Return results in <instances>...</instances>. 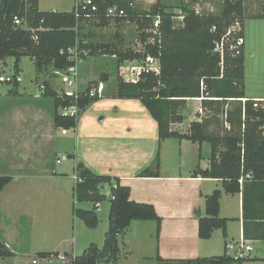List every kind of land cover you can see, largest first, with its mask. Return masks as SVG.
<instances>
[{"label": "crops", "instance_id": "1", "mask_svg": "<svg viewBox=\"0 0 264 264\" xmlns=\"http://www.w3.org/2000/svg\"><path fill=\"white\" fill-rule=\"evenodd\" d=\"M133 1L137 11H149L158 3L168 5V0ZM244 7L246 10L264 9V0H244ZM259 16L264 14L245 13L244 38L246 22L255 21L258 26L264 21V17ZM250 28L252 30L251 25ZM108 57L115 59L116 70L121 73L123 63L119 65L115 56H88L79 65L73 86L68 83L65 69L50 67L45 73L36 72L35 80L43 77L42 83L36 85L40 89L41 85H49L59 95L84 91L91 81L98 82L100 99L86 107L77 126L65 133L64 128L54 122L55 100L45 97L43 89L40 93L36 88L25 91L33 94L30 97L19 96L22 95L19 89L22 78L18 86L12 84L6 90L0 87V175L12 176L0 193V240L11 255L0 257V264H54L55 261L65 264L57 255L48 254L64 253L73 258L92 242L103 244L109 227L110 202L106 200L97 205L100 222L96 228H88L73 213L74 204L84 209L94 206L92 202L75 200L79 160L96 174L113 178L101 187L107 197L116 184L115 178H119L121 184L130 187L131 199L153 204L162 218L159 236L157 221L133 220L120 237L118 260L99 264H169L166 261L179 262L225 252L235 257L237 249L226 246L231 241L251 246L250 250L242 249L246 258L243 264H264V181L248 178L243 183L241 180V191L231 194L224 191L220 179L194 175L198 165L203 169L210 166L209 142L206 146V142L200 144L188 139L161 140L157 120L139 99L113 96L117 82L110 86V73L107 80H102L100 75L91 80L82 78L88 72L85 64L89 59L101 58L100 64L105 66L109 63ZM246 98L263 100L264 95L246 93ZM190 101L201 107V98H191L188 103ZM196 113V118L191 117L187 122L183 112L184 121L172 127L187 132L190 123L201 120L204 114ZM175 140L178 141L173 145ZM64 155L67 159H63ZM157 158L159 176H140L144 170L154 168ZM217 188L223 191L220 215L229 218L226 233L215 229L210 238L202 239L199 219L206 215V196Z\"/></svg>", "mask_w": 264, "mask_h": 264}, {"label": "trees", "instance_id": "2", "mask_svg": "<svg viewBox=\"0 0 264 264\" xmlns=\"http://www.w3.org/2000/svg\"><path fill=\"white\" fill-rule=\"evenodd\" d=\"M92 1L97 6L95 12L76 5L71 11H43L39 8V0H0V85L11 83L18 86L20 62L25 56L34 60L38 75L45 73L50 67L67 69L73 64L69 59L68 49L76 45L89 50V56H115L119 65L126 60L143 59L151 54L160 59V73L142 72L136 82L127 81L122 75H118L117 90L113 96L139 99L157 120L161 140L179 138L200 144L209 142L210 166L203 169L198 165L194 169V175L220 179L224 191L231 194L241 191V180L243 183L248 178L255 182L264 181V106L256 99L246 98L244 46L240 54H235L228 44L224 60L214 50L216 42L222 39L231 25L236 21L243 25L244 0H225L220 13H198L185 7L182 26L174 24L173 16L176 14L172 10L159 3L149 12L137 11L132 7L133 0ZM112 6L124 8L128 17L108 16L107 10ZM89 13H92L91 16L86 15ZM158 15L161 16V37H156L154 43H147L151 34L146 29ZM16 16H27L34 31L15 26ZM92 18L99 20V26L109 25L111 19L118 23L128 19L136 22L144 49L138 51L116 43H86L81 31L84 23ZM240 34L244 35L243 31ZM236 36L235 33L230 35V43ZM8 57L15 59L12 75L5 74ZM107 75L102 74L101 79L107 80ZM97 86L98 82L91 81L78 98L73 94L59 95L49 85L46 86L43 95L55 100V125L66 130L75 128L81 112L100 99L98 92L94 96L90 95L91 89ZM190 98H201L204 114L201 120H193L187 132L182 133L173 128L172 124L184 121L183 109ZM242 98H246L245 102ZM74 104L79 108L75 114L64 115L59 112L60 107ZM224 123H228L229 128ZM222 129L226 132L220 134L219 130ZM159 169L160 162L157 158L154 168L144 170L140 176H159ZM76 174V202H92L94 206L84 209L74 204V215L83 220L88 228H96L100 222L97 205L108 200L110 211L109 227L103 244L90 243L80 255L72 258L71 264L117 261L121 255L120 237L133 220L157 221L159 236L162 218L155 206L131 199L130 187L121 184L119 178H115L116 184L111 187L110 197H107L101 187L113 180L111 176L96 174L80 160L77 162ZM11 180V175H0V193ZM222 193L217 188L206 196V215L199 219V236L202 239L210 238L215 229H222L226 233L229 218L220 215ZM53 254L58 255H48ZM9 255L11 251L0 240V257ZM158 260L162 261L160 257ZM245 260V257H234L225 252L166 263L243 264Z\"/></svg>", "mask_w": 264, "mask_h": 264}, {"label": "rangeland", "instance_id": "3", "mask_svg": "<svg viewBox=\"0 0 264 264\" xmlns=\"http://www.w3.org/2000/svg\"><path fill=\"white\" fill-rule=\"evenodd\" d=\"M167 1V0H166ZM225 0H179L175 3L178 5L176 7L171 5L175 4L174 0H168V5H166L167 9L172 10L176 15L183 14L185 7L192 8L200 13L203 12H214V13H220L223 6H224ZM40 9L44 11H50V10H58V11H71L73 6L75 5V0H39ZM156 6V5H155ZM180 8V10L178 9ZM154 9L152 7L149 9V12H151ZM262 12V13H261ZM245 13L247 15L251 14H264V9L260 10H246ZM250 22V23H249ZM99 20L97 19H90L84 23V27L82 28V34L84 35V40L88 44H96V43H116L123 47H132L135 50L141 51L144 49V44L141 42V36H140V30L138 29V25L136 22L131 20H124L121 22H116L115 19L110 20V24L107 26H99ZM176 26H182L181 22L177 19L176 22H174ZM250 25L252 27V30L250 28ZM252 51V54L250 55L248 51ZM255 52V55L253 53ZM245 56L247 57V71L245 75V91L248 95H252L254 93L256 94H262L264 95V21L258 25L255 26V21L248 20L245 24ZM100 60V61H99ZM106 60H108L109 63L107 65L102 66L100 64V59H89V61L85 64L87 67L88 72L86 73V76L82 75V78L85 80H91L94 79L96 75H101L103 73H110V86L116 85L117 75H121L120 71L116 70V64L115 59H111L108 57ZM13 57L7 58V67H5V74L6 75H12L13 74ZM25 68L22 70L20 76L22 78L21 84L19 89L22 92V95H19L21 97L33 95L31 93H25V91H33L35 88L37 90V93H40L41 89L36 85V83H42L43 77H39L40 79L35 80V65L33 64V61L30 57L25 56L23 59V63L21 67ZM85 67V68H86ZM116 73V74H115ZM99 77V78H100ZM57 80H51V82L55 83ZM1 88L6 90V87H12L13 85L11 83H2ZM73 86V85H71ZM72 88V87H70ZM70 88H67L68 90ZM191 99V98H190ZM189 99V100H190ZM187 104L186 107L183 109V112L187 115V122L192 117L196 118V112H198L199 106H197V102L190 101ZM62 111V109H61ZM223 117H220L222 119ZM223 120V119H222ZM227 126L226 128H229L228 123H224V126ZM180 128V127H179ZM178 128V129H179ZM180 130H183L180 128ZM221 132L225 133L226 130L222 129V131L219 130V133ZM178 140L173 141L177 142ZM206 146L208 145V142L205 143ZM108 192V190H104ZM54 264H57L56 261Z\"/></svg>", "mask_w": 264, "mask_h": 264}, {"label": "built area", "instance_id": "4", "mask_svg": "<svg viewBox=\"0 0 264 264\" xmlns=\"http://www.w3.org/2000/svg\"><path fill=\"white\" fill-rule=\"evenodd\" d=\"M75 5L77 7L82 6L83 9L89 8L90 12H95L97 11V6L93 3L92 0H75ZM132 7H134V4H132ZM198 12V11H197ZM200 13V12H198ZM92 13L86 14L87 16H91ZM107 15L110 17H117V16H122V17H128L127 11L124 8H120L118 6H112L109 7L107 10ZM149 16V15H147ZM143 17V16H142ZM184 17L185 14H179L173 16V20L176 22L177 19L179 22H181L183 25L184 23ZM14 24L15 26L19 28H23L25 30H33L27 16H16L14 18ZM160 25H161V16H155L151 25L146 29V32L150 33L151 35L149 36V39L147 43H154L156 37H161V30H160ZM215 29V27L213 28ZM243 31V25L240 21H236L233 25H231L226 34L222 37L221 40L217 41L215 44L214 50L218 52L221 55L222 60H224V54H225V47L229 44V48L235 51V54H240L241 48L244 46L245 43V38L244 35L240 34V32ZM232 33L237 34V36L232 40L230 43V35ZM68 54H69V59L73 62L72 65H70L66 70V77L68 79V83L70 85L75 84L76 77L78 74V67L80 64H82L85 60L86 57L89 56V50L87 49H81L79 45H76L74 47H70L68 49ZM142 72H152L154 74H159L160 73V59L159 57L153 56L151 54H148L145 58L143 59H135V60H126L123 62V65L121 66V75L123 78L127 81H132L136 82L139 80L140 75ZM17 80H21V76H17ZM41 89H45L44 85H41ZM82 91H75L73 95L75 98H78L79 94ZM98 92V87L97 88H92L90 91V95L94 96ZM242 100L245 102V98H242ZM261 103L262 106H264V99H256ZM63 111L62 114L64 115H72L78 112L79 108L77 105H71V106H65L62 107ZM200 113H204V110L200 107L198 109ZM63 132H67L66 129L63 130ZM63 159H67V155L63 156ZM60 161V160H58ZM227 249H237V254L236 257L241 256L244 257L245 254L243 253L242 249L250 250L251 246L246 245L243 242H228L227 243ZM52 256H56L53 254ZM58 258L62 259L65 264H71L72 258H68L66 254H58Z\"/></svg>", "mask_w": 264, "mask_h": 264}]
</instances>
